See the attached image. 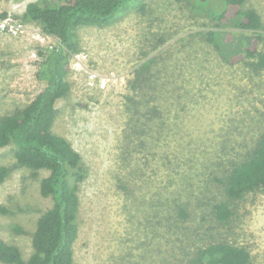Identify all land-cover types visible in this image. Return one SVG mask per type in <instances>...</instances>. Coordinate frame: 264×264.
<instances>
[{
  "label": "rangeland",
  "instance_id": "1",
  "mask_svg": "<svg viewBox=\"0 0 264 264\" xmlns=\"http://www.w3.org/2000/svg\"><path fill=\"white\" fill-rule=\"evenodd\" d=\"M34 1L0 0V15L22 21ZM147 4L144 15L130 12L104 29H77L78 54L88 68L113 70L125 83L105 95H93L71 72V94L57 103L54 132L72 143L87 169L79 192L76 264H186L184 255L211 236L247 247L253 264H264V191L237 202L236 215L226 226L203 216L208 214L205 207L186 221L173 211L189 194L193 204L204 191L218 197V165L240 158L264 133V70L224 60L201 37L216 30L236 41L251 33L234 25L212 27L207 12L210 7L221 9L215 0L202 9L203 16L192 0ZM247 6L264 19V0H248ZM26 24L28 32L21 38L0 32V116L26 107L46 86L38 76L39 51L57 43L40 26ZM151 58L152 77L163 86L147 92L158 96L154 107L160 117L129 144V80ZM141 142L145 147L138 146L134 154L127 148ZM0 166L12 170L0 186V204L23 208L16 216H0V237L19 246L28 259L37 220L53 206L52 199L40 193L41 180L49 172L35 176L18 166L13 146L0 148ZM15 224L22 234L12 230Z\"/></svg>",
  "mask_w": 264,
  "mask_h": 264
},
{
  "label": "trees",
  "instance_id": "2",
  "mask_svg": "<svg viewBox=\"0 0 264 264\" xmlns=\"http://www.w3.org/2000/svg\"><path fill=\"white\" fill-rule=\"evenodd\" d=\"M147 1L38 0L27 5L20 20L40 26L42 32L57 44L39 51L42 60L38 76L46 82L44 90L26 107L0 116V148L13 146L18 166L32 170L35 176L41 170L49 172L41 180L40 193L45 198H51L53 206L37 220L32 239L33 252L28 259L23 257L19 246L0 237V264H76L75 243L80 231L79 192L87 178V169L72 143L54 132L58 117L57 103L71 94V57L81 51L77 29H104L130 12L144 15L148 9ZM192 1L195 8H201L197 12L201 16L204 14L201 13L204 12L202 9L212 2ZM215 1L221 4V9L210 7L211 11L207 12L212 27L234 25L251 34L235 41L230 34L210 30L199 33L201 37L212 43L224 60L232 64L241 62L254 70H264V19L261 14L247 6L248 0ZM6 16L0 15L3 19ZM154 64V58L145 61L134 71V78L129 80L130 94L126 96L129 106L126 111L132 114V120L128 124L129 130L125 132L129 144L133 143L132 139L144 134L141 128L148 122L155 124L154 120L160 117L158 109L154 107L158 96L147 92L149 89L157 91L163 86L152 77ZM145 145V142H141L127 148L134 154L139 151L138 146ZM11 174L10 167L0 166V186ZM215 174L218 197H210L204 191L203 197L197 198L193 204L194 199L189 194V198L181 199L173 209L176 218L186 221L196 209L205 207L208 214L203 216L208 215L213 222L226 226L236 215L237 202L244 200L248 194L264 191V133L240 158L219 164ZM179 196H182V192ZM199 203L201 205L198 207ZM22 211L20 206L12 209L0 204V216H16ZM174 217L171 215L170 218ZM207 219L204 217V222H208ZM11 228L17 234L24 231L16 224ZM201 243L184 255L189 260L186 264H253L251 252L245 246L218 241L213 236L210 241L205 243L202 240ZM178 261L180 263L182 260Z\"/></svg>",
  "mask_w": 264,
  "mask_h": 264
},
{
  "label": "built area",
  "instance_id": "3",
  "mask_svg": "<svg viewBox=\"0 0 264 264\" xmlns=\"http://www.w3.org/2000/svg\"><path fill=\"white\" fill-rule=\"evenodd\" d=\"M0 32L21 38L28 32V26L13 16L7 15L4 19L0 17ZM34 55L37 56L36 52ZM83 59L85 58L80 54L73 55L71 72L81 79L79 82L88 92L93 95H105L120 87L122 88L125 82L113 70L108 72L92 70L88 68Z\"/></svg>",
  "mask_w": 264,
  "mask_h": 264
}]
</instances>
